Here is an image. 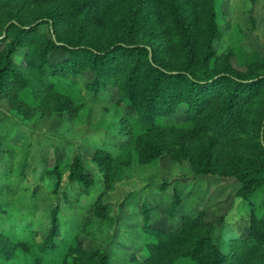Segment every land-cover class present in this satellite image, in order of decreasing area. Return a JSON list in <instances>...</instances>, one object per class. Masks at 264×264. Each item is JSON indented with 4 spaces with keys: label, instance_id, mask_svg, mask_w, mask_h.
Here are the masks:
<instances>
[{
    "label": "trees",
    "instance_id": "obj_1",
    "mask_svg": "<svg viewBox=\"0 0 264 264\" xmlns=\"http://www.w3.org/2000/svg\"><path fill=\"white\" fill-rule=\"evenodd\" d=\"M220 38L216 0H0V97L17 113H72L88 96L116 91L110 127L122 142L97 145L92 157L108 188L134 162L165 155L195 175L237 182L249 206L245 235L225 249V227L202 211L184 213L173 229L150 227L144 203L148 235L135 264H264V51L219 54ZM66 172L94 184L75 157L47 171L54 192ZM180 202L175 190L171 217ZM97 203L95 222L111 227ZM51 217L40 241L30 224L10 229L0 217L2 264H110L105 248L83 246L81 229L63 236L58 207Z\"/></svg>",
    "mask_w": 264,
    "mask_h": 264
},
{
    "label": "rangeland",
    "instance_id": "obj_2",
    "mask_svg": "<svg viewBox=\"0 0 264 264\" xmlns=\"http://www.w3.org/2000/svg\"><path fill=\"white\" fill-rule=\"evenodd\" d=\"M216 7L221 28V38L215 42L219 54L228 48L264 51V0H216ZM22 56L19 53L16 62L21 63ZM232 62L242 68L236 56ZM115 92H103L94 100L88 96L86 103L72 113L37 110L28 117L0 97V210L9 214L8 218L6 214L0 217L6 226L18 229L30 224L40 241L49 229L52 209L58 207L63 236L71 238L81 229L78 237L83 246L105 248L110 264H135L134 257L142 258L141 246L148 235L143 228L144 203L150 209V227L173 229L184 213L202 211L205 220L225 227V249L231 238L245 235L242 227L249 206L235 195L237 182L233 178L195 175L189 162H178L170 155L156 163L134 162L123 179L107 187L92 157L97 145L122 142L110 127L118 100ZM124 106V102L119 105L122 110ZM75 157L82 160L94 184L85 188L71 182L66 172L59 191L54 192L47 171L57 161L63 168ZM175 190L181 202L171 217L168 208ZM96 203L113 219L111 227L101 230V223L99 226L95 222ZM87 226L88 231L84 230ZM2 260L0 257V264Z\"/></svg>",
    "mask_w": 264,
    "mask_h": 264
}]
</instances>
